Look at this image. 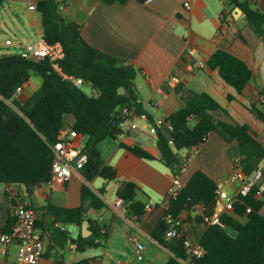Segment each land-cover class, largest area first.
Here are the masks:
<instances>
[{
  "label": "trees",
  "instance_id": "1",
  "mask_svg": "<svg viewBox=\"0 0 264 264\" xmlns=\"http://www.w3.org/2000/svg\"><path fill=\"white\" fill-rule=\"evenodd\" d=\"M102 1L108 4L126 2ZM220 1L222 9L214 37L218 49L206 65L211 70H217L226 84L241 93L251 80L252 72L241 59L227 50V44L234 36L241 38L238 32L229 31L235 18L227 1L241 10L247 25L263 40L264 16L256 8V0ZM65 4L66 0H36L35 12L40 16L42 39L49 45L59 44L62 47L63 61H59L62 75L81 79L80 87L56 72L49 59L35 62L23 59L18 52L0 54V184L23 185L27 192H31L38 184L46 183L50 179L53 144L59 131L68 129L77 132L86 138L84 149L88 154V161L80 171L84 180L80 190L82 204L72 209L49 205L48 211L63 224L80 226L85 218L84 202L94 209L105 206L100 197L103 189L95 192L88 183L95 177L104 180L115 177V170L102 163L98 145L108 138H115V130L123 118L136 117L143 112L140 111L139 94L134 87L136 69L89 46L81 37L79 26L65 22L60 16V6ZM32 74L41 78V84L22 104L14 93L18 87L24 86ZM85 84L92 89L90 95L81 88ZM263 93L260 91L259 96H263ZM227 98L233 99L232 96ZM180 99L184 103L183 107L165 119L172 130L160 127L156 131L158 157L137 145L121 147L138 158L158 159L166 167L174 169L179 163V151L196 149L211 133H216L230 145L229 154L234 143L233 152L241 158L244 173L250 176L264 159V148L249 132V126L215 119L214 112L226 111L207 93L185 92ZM124 109L130 114L125 115ZM250 111L264 122L262 107L253 103ZM192 118L195 119L194 124L190 123ZM261 178L264 180V168ZM215 183L197 170L185 182L179 196L168 202L163 217L150 234L154 241L169 252L165 264H264V189L262 198H255V193L262 189L261 185H253L247 196L237 198L231 205L230 213L222 216L221 224L203 225V231L195 237L204 249L200 258H191L187 262L183 240L188 234L184 230L180 237L165 238L167 229L175 225L166 223V215L173 219L181 218L182 229L185 223L202 224L200 216L190 210L197 203L209 208L214 206ZM137 190V185L126 182L116 195L123 202L131 203L130 208L140 219L144 205L134 201ZM248 207L252 211L246 214ZM261 208L263 212L258 214ZM183 211L187 212L185 218L181 216ZM11 224L8 222L5 229ZM61 234L67 236L64 232ZM75 244L78 252L86 247L99 246L93 239L81 236L75 240ZM74 264H91V261L81 259Z\"/></svg>",
  "mask_w": 264,
  "mask_h": 264
},
{
  "label": "crops",
  "instance_id": "2",
  "mask_svg": "<svg viewBox=\"0 0 264 264\" xmlns=\"http://www.w3.org/2000/svg\"><path fill=\"white\" fill-rule=\"evenodd\" d=\"M61 6L59 14L62 19L78 25L81 37L89 46L136 69L134 87L139 94L140 111L147 118L166 119L183 107L184 103L180 99L183 93L204 92L226 111L214 112L215 119L248 125L249 132L264 148V122L250 111V105L254 103L262 107L264 112V93L259 96L260 91L264 92V40L247 25L242 13L229 28L230 33L238 32L241 38L234 36L227 44V50L248 66L252 78L241 93H237L220 78L217 70L209 69L206 64L192 73L183 69L188 45L194 50L195 58L205 63L218 49L214 37L222 9L220 0H151L148 4L145 0L112 4L102 0H66V4ZM256 8L264 16V0H256ZM28 11L31 13L28 27L36 30L41 39L40 16L35 11ZM216 19L218 24L214 21ZM11 43L14 47L21 44ZM3 53L8 52L0 54ZM31 76L16 97L22 104L29 98L26 90L35 91L40 85ZM170 78L178 82L174 83ZM227 96L233 99L228 100ZM145 123L138 116L123 118L117 125L115 138H108L98 145L102 163L115 170V177L111 180L95 177L88 183L95 192L103 189L100 197L105 206L94 209L84 202L86 212L80 226L63 224L48 211L49 205L72 209L82 204L80 190L84 180L79 172L63 185L54 183L48 189L45 184H38L31 192L15 186L17 190L9 193L8 184H0V231L10 229L11 225L5 228L8 222H12L15 207L25 205L35 211L34 235L43 241L44 252L39 264H74L81 259H90L91 264H128L125 259L107 255L110 245L118 240H127V234L145 246L140 261L145 260V264H165L169 252L154 241L150 234L163 217L168 200L167 190L177 173V167L168 168L158 159L138 158L121 147L137 145L158 157L155 135H150ZM190 123L194 124L195 119L192 118ZM108 141L111 142L105 145ZM231 146L229 154L230 145L218 134L211 133L198 148L184 149V156H180L179 151L178 161L186 159L196 150L193 159L188 160L189 178L199 170L216 182L230 174L231 162L236 156L233 152L234 143ZM260 164L264 168V159ZM180 178L186 182L183 173ZM126 182L138 187L134 201L144 205L140 219L130 208L129 202H123L119 210L114 207L116 192ZM260 185L264 189V180H261ZM146 206H150V209L146 210ZM181 216L185 218L187 212L183 211ZM84 221L86 232L82 229ZM184 225V231L188 234L186 236L194 240L204 227L193 222ZM61 232L67 236L64 237ZM83 232L86 234L83 238L93 239L99 246L76 251L75 240L82 237ZM130 245L133 253V246ZM99 249L101 254L93 253ZM15 258L16 248L12 245L8 247L2 264H15Z\"/></svg>",
  "mask_w": 264,
  "mask_h": 264
},
{
  "label": "built area",
  "instance_id": "3",
  "mask_svg": "<svg viewBox=\"0 0 264 264\" xmlns=\"http://www.w3.org/2000/svg\"><path fill=\"white\" fill-rule=\"evenodd\" d=\"M151 0H145V3H149ZM36 0H28L27 8L30 11H35ZM63 6H60L62 9ZM6 46H14L9 40L5 42ZM20 47L18 53L26 60L40 61L43 59H49L53 69L62 75L59 61L63 58L62 47L59 44L49 45L42 38L32 44H16ZM194 50L188 45L184 56L183 69L187 73H192L198 69H202L205 66V62L195 58ZM64 78L71 79L73 83L80 87L82 85L81 79H73L62 75ZM171 81L177 83L178 80L170 78ZM23 87V86H22ZM22 87H18L14 96L17 97L22 92ZM125 115L130 114L126 109L123 110ZM145 120L149 125V133L156 134V131L160 127H164L167 130H172L170 123L165 119H148L145 114L138 116ZM82 139L77 132L62 129L59 131L57 139L53 144V161L51 164L50 179L44 183L49 189L54 183L65 184L69 181L73 174L79 173L88 161V154L84 149L85 145H82ZM193 149V148H191ZM194 150V149H193ZM192 153L187 155L186 159L181 160L177 166V173L171 180V183L167 190V204L165 210L168 207V202L177 198L181 190L185 186L180 178V175L185 169V163L189 160ZM261 168L259 163L253 173L248 176L244 173L241 163V158L236 156L232 159L230 174L222 178L215 183V204L212 208L206 207L202 203H197L191 208V212L198 214L201 218L203 225H219L221 224V218L224 214L230 213L232 203L239 197L247 196L253 185L261 184ZM15 186L25 190L23 185H8L7 191L12 193L17 190ZM262 190L255 193V198L259 199L262 196ZM123 205L121 198H116L114 201V207L119 210ZM146 210L150 209V206L145 207ZM251 208L246 209V214L250 213ZM262 208L258 211V214H262ZM166 223H174L175 225L167 229L165 232L166 239H172L174 237H180L183 234L182 219H173L170 215L165 217ZM36 224V213L31 208L25 205H18L15 207L12 214V224L8 231H0V264L2 259L7 254V249L10 246L16 248L15 264H39L42 258L44 247L43 241L34 235ZM179 227V228H177ZM126 239L133 246V254L136 260L143 259V253L145 250L144 244L134 240L131 234L126 235ZM183 246L187 250V262L191 258H200L203 253V247L194 239L189 236H185L183 240Z\"/></svg>",
  "mask_w": 264,
  "mask_h": 264
},
{
  "label": "rangeland",
  "instance_id": "4",
  "mask_svg": "<svg viewBox=\"0 0 264 264\" xmlns=\"http://www.w3.org/2000/svg\"><path fill=\"white\" fill-rule=\"evenodd\" d=\"M27 1L28 0H2L0 4V53L4 51L9 53L19 51L20 47L18 46H6L5 42L7 40L11 42H20L22 45H26L35 43L40 39L37 31L28 27L29 14L31 13L28 11ZM214 21H216V24H218L217 19ZM31 79H37V81L40 82L39 84H41V78L38 75H32ZM39 86L40 85H38L37 89ZM81 88L86 94L90 95L92 93V89L89 85L85 84ZM35 91L29 89L26 90V94L28 97H30ZM146 126L148 129L149 125L146 124ZM150 135L154 136V134L151 133ZM110 142L111 141L105 142V145ZM85 143L86 139L83 138L82 145H85ZM183 154H185V151H180L179 155L184 156ZM195 154L196 150L193 151L189 160L193 159ZM185 166V170L183 171V179L187 181L189 179L190 173L189 161L185 163ZM130 244L131 243L127 240L115 241L110 245L107 255L110 257H116L117 259H125L128 264H145V260L139 261L135 259ZM93 253L101 254V251L99 249L95 250Z\"/></svg>",
  "mask_w": 264,
  "mask_h": 264
},
{
  "label": "water",
  "instance_id": "5",
  "mask_svg": "<svg viewBox=\"0 0 264 264\" xmlns=\"http://www.w3.org/2000/svg\"><path fill=\"white\" fill-rule=\"evenodd\" d=\"M57 1H61V0H57ZM1 2H2V0H0V4H1ZM227 5H228V8L232 11V15H233V17L236 19V18H238L240 15H241V10L238 8V7H236L235 5H234V3H232L231 1H227ZM63 60H61L60 61V63L62 62ZM263 169V166H262V168H261V170ZM82 229L86 232L87 230H86V222L84 221L83 222V225H82ZM82 237H86V234L83 232L82 233ZM70 243L71 244H73L74 243V241H70Z\"/></svg>",
  "mask_w": 264,
  "mask_h": 264
}]
</instances>
